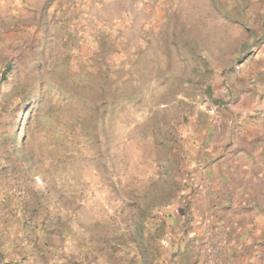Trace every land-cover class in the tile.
<instances>
[{
	"label": "rangeland",
	"instance_id": "rangeland-1",
	"mask_svg": "<svg viewBox=\"0 0 264 264\" xmlns=\"http://www.w3.org/2000/svg\"><path fill=\"white\" fill-rule=\"evenodd\" d=\"M243 72L264 0H0V264H264L186 182Z\"/></svg>",
	"mask_w": 264,
	"mask_h": 264
},
{
	"label": "crops",
	"instance_id": "crops-1",
	"mask_svg": "<svg viewBox=\"0 0 264 264\" xmlns=\"http://www.w3.org/2000/svg\"><path fill=\"white\" fill-rule=\"evenodd\" d=\"M241 74L245 80L233 85V123L217 120L213 131L203 134L207 165L186 180L194 186L192 211L201 216L221 213L233 220V246L250 235L252 224L264 223V96L253 93L250 72ZM225 127L231 136L218 139L215 132Z\"/></svg>",
	"mask_w": 264,
	"mask_h": 264
}]
</instances>
